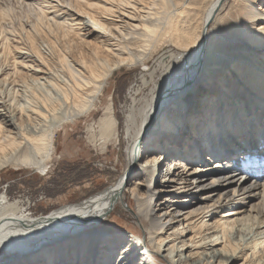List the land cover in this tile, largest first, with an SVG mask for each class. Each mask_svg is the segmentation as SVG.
Segmentation results:
<instances>
[{
	"label": "bare ground",
	"instance_id": "bare-ground-1",
	"mask_svg": "<svg viewBox=\"0 0 264 264\" xmlns=\"http://www.w3.org/2000/svg\"><path fill=\"white\" fill-rule=\"evenodd\" d=\"M53 1L35 0L40 13L35 26L47 22L87 36L93 33L89 18L99 26V36L88 54L69 58L60 53L59 75L45 58H34L33 53L41 55L37 48L33 53L24 47L13 50L11 37L2 34L0 170L13 166L46 172L57 150L58 129L97 106L116 69L145 63L162 41L171 48L159 52L160 80L144 78L150 95L134 99L127 115L129 168L119 181L93 197L41 215L0 192V264H87L89 259L91 264H158V255L169 264H227L243 257L249 264H264V65L257 66L255 58H264V0H243L235 16L239 38L257 54L241 56L220 71L212 51L221 46L220 40L212 43L210 53L206 45L209 25L228 0H213L201 32L185 5L173 0H75V10ZM160 2L164 9L159 12ZM59 11L71 16L68 25L57 21ZM136 45L142 50L136 51ZM155 73L153 68L151 78ZM19 79L38 84L40 91L19 96V87L26 88ZM236 105L247 117L225 122L221 114L226 107L236 110ZM117 128L111 102L101 135L109 139ZM156 129L160 132L154 137ZM191 136L198 139L191 145L182 142ZM165 140L171 145L159 147ZM143 145L149 154L125 188ZM158 147L165 153H157ZM211 157L218 160L210 166ZM160 173L165 179L158 180ZM126 190L136 200L134 213L148 238L132 231L111 235L96 227L124 203ZM155 202L159 204L152 212Z\"/></svg>",
	"mask_w": 264,
	"mask_h": 264
},
{
	"label": "rangeland",
	"instance_id": "rangeland-1",
	"mask_svg": "<svg viewBox=\"0 0 264 264\" xmlns=\"http://www.w3.org/2000/svg\"><path fill=\"white\" fill-rule=\"evenodd\" d=\"M59 1L62 2V5H67V8L70 7L74 10L76 9L74 5L76 2L75 0H54L53 2L56 4L60 3ZM173 1L176 4L185 5L187 13L198 21L200 25L198 31L201 32L203 18L213 0ZM242 2L243 0H228L226 7L221 11V14L216 16L209 25V37L206 47L209 50L212 43H216L217 40H220L219 42L221 43V46L216 47L215 45V50L212 49V51L216 53V61H219L217 64V66H220L218 71L230 68V63L240 59L241 56H244L241 59H248L246 55L250 54L251 56L249 58L251 59L252 55L257 54L256 50L251 49L247 44L243 43L237 34L238 28L235 23V16L237 9ZM255 3H260V0H256ZM159 5L160 7L157 11L160 12L164 8H161V6H163L162 2H160ZM85 7L86 6H83L82 8L85 9ZM38 8L39 5L37 2L35 3V0H0V11L4 10L6 13L5 18H0V40L2 34L11 37L10 42L13 50L15 48L18 50L21 49L20 47H24L26 48H23L24 50L33 53L36 52L37 48L42 57L36 52L33 53L34 58L38 60L42 59V61L45 58L44 62L48 65L49 69H51L54 74L59 73V75H62L63 72H61L62 68L58 59L60 53H64L71 58L75 57L78 52H87L85 54L91 52L94 49L92 47H95L94 45L99 36V32H97L99 26L87 18V27L91 31L93 30V33L87 36H84L83 34L77 35L75 34V31L67 32L64 30L65 28H58L56 24L49 26L47 22H44L43 24L39 23V25L37 24V26H35L40 14ZM85 10L91 13H96L97 8L91 9L86 7ZM58 13L60 14V17L57 18L58 22L64 21L65 24L71 22L70 15L63 14L62 11H59ZM40 25L44 26L41 27ZM27 30H31L30 34L33 36L34 40H32V37L30 39L28 38L29 34L27 35ZM143 37L140 38L141 41L139 38L137 39L138 41L136 40L137 45L141 44L142 39L145 38ZM88 40H91V42H88ZM13 46L15 48H13ZM32 47H35V49ZM135 48L136 51L142 50L141 46ZM166 48H171V44L166 42L163 43L162 41L155 48L153 54L147 56L145 63L138 62L133 65H123L116 69L108 81L104 94L100 97L101 99L98 100L97 106H95L90 112L81 115L79 118L68 122L65 126L58 129V141L56 142L57 150L52 160L49 162L46 172H38L35 169L24 167L16 168L13 166H7L0 170V192H7L9 197L20 199L28 208L31 207L32 214L41 215L93 197L119 181L129 168L127 160V145L129 143L127 115L130 112L134 99L138 101L139 99L150 95V85H146L144 78L146 77L147 81L160 80L162 70L158 65L157 59L159 57V52ZM23 49L19 51H24ZM12 57L13 53L10 54L9 61L13 60ZM255 58H257V66L264 65V58L258 55L255 56ZM21 59L22 58H18L19 61ZM249 62H252V60H249ZM28 64L30 65V63ZM20 68L25 72L27 71V69L21 66ZM153 68H156V73L154 77L151 78L150 72ZM233 77L236 83L241 79L237 78V76ZM19 81L21 85L25 84L21 83L22 80L19 79ZM226 81L228 82L227 79ZM34 84L35 83L31 84L30 81L29 84H25L26 88L24 86H18L21 89L19 91V96L22 97L23 94V96L32 95L33 91H37L35 89H39V85ZM28 85L29 87H27ZM227 87L230 92L233 91V89H230L231 87ZM38 91H40V89ZM219 92H221V89ZM218 101H220V98ZM111 102H113L115 114L118 119V128L116 131L117 134L115 136L113 134V136L108 139L101 135V126L103 118L107 115V107ZM211 105L212 104H210V106ZM239 105L241 106L240 103ZM233 106H235V103ZM238 107L239 106L236 107V110L235 108L232 110L228 107L225 108L221 114L222 118L225 117V122L234 120V118L238 119L240 122L244 117H247V115H241V113H239ZM215 108L217 109V107ZM202 119L203 117H201V120ZM157 124L160 128L161 119L158 118L156 121V125ZM159 132L160 131L156 129L152 135L156 137ZM171 134L175 135V131H169V137L172 136ZM166 135L168 134H165L164 136ZM105 139H108L107 143H105ZM197 139L198 138L191 136L190 139L182 142L191 145ZM168 141L170 140L163 141L159 147L163 146L165 142L170 144ZM142 148L143 152L139 160L130 173L125 177V188L131 180H134V177L138 176L141 169L140 165L143 162L144 157L149 154V152L144 151V145ZM159 152L165 153L160 150V148L157 153ZM216 160H218V158L211 157V159H209V165H213V162ZM162 167L164 170L167 168V165L164 164ZM157 178L158 180L165 179L162 173H160ZM157 203L158 202H155L153 204L152 212L156 211L158 207ZM136 204V200L131 196L129 191L126 190L124 203L119 202L108 216L105 217L96 227L102 230L111 231V235L120 231H132L141 236L146 235L148 238V233L143 231L140 225V220H138V217L134 213L136 212ZM181 238H183V234H180L178 240ZM156 260L158 264H169L168 260L164 259L161 255L156 256ZM90 261V259L86 260V263L91 264ZM243 262H245L244 264H249V261H245L244 257L237 259L233 263L227 264H240Z\"/></svg>",
	"mask_w": 264,
	"mask_h": 264
},
{
	"label": "water",
	"instance_id": "water-1",
	"mask_svg": "<svg viewBox=\"0 0 264 264\" xmlns=\"http://www.w3.org/2000/svg\"><path fill=\"white\" fill-rule=\"evenodd\" d=\"M206 27H207V25H206Z\"/></svg>",
	"mask_w": 264,
	"mask_h": 264
}]
</instances>
